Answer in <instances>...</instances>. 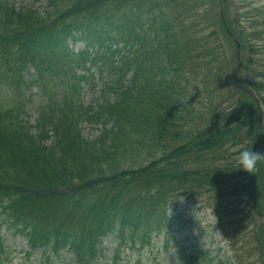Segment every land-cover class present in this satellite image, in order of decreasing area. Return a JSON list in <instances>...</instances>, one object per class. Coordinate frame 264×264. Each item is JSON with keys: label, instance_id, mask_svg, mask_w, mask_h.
<instances>
[{"label": "trees", "instance_id": "16d2710c", "mask_svg": "<svg viewBox=\"0 0 264 264\" xmlns=\"http://www.w3.org/2000/svg\"><path fill=\"white\" fill-rule=\"evenodd\" d=\"M57 1L62 8L66 9L65 14L71 16L75 24L80 27L87 22H104L110 16L122 18L126 28L120 30V39L128 44L135 42L139 44L138 57H140L139 59L137 57V66L142 70L141 76L136 77L137 81H141L145 77L143 73L149 74V77H154L153 72L160 69L166 61L168 65L174 59H182V52L185 47L177 31L175 20L172 14L168 12L172 0ZM181 17L184 24L193 29L195 19L187 14H182ZM143 18L153 22L150 29L143 27ZM132 23H136L139 34L132 35L128 31L135 28ZM157 24L158 27H156ZM19 44L20 55L24 61H29L35 66L43 82L48 77L75 79L71 61L66 60L64 52H55L57 41L42 36L39 32H32L21 36ZM143 54H146V58L149 60V66L144 68L141 59ZM60 63L66 65L67 71L59 70L58 64ZM132 63L129 59L124 61L127 66L132 65ZM181 77L185 82L184 87L181 88V91L184 92L188 85L186 73L183 72ZM62 89L60 87L59 91ZM141 102L142 104L146 103V106H142L141 103L136 104L138 109H143L139 116L129 113L130 109H134L136 106L132 101L127 112L117 114L116 120L120 124L113 137H109L110 133L105 131L101 138L90 143L84 142L80 138L75 126L71 124L68 118L60 120L55 131L57 140L51 148L50 155L44 149H38L37 142L30 136L24 137L22 132L12 130L10 134L0 138L5 148L0 154V166L25 165L27 161L21 153L24 150L28 153V157L51 165L54 168V176L57 181L67 187L75 186L81 177L88 180V183H85L88 185L87 202L83 207L80 205L76 207L79 220L74 228V231L81 230L86 236V248L84 249L82 246L77 248V252L83 255L85 259L84 264H91L99 255L100 252L97 253L96 249L98 236L102 232V226L108 223L114 213L122 218L133 217L135 220H140L132 232L148 238L154 231L161 233L170 225L166 210L171 198L168 197L167 192L177 181L205 184L213 180L211 171H190L189 168L191 161L196 156L193 154L195 151L206 150L213 146L220 147L218 145L223 138V132H220L222 127L217 125L213 133L203 132L197 137L191 138L184 133L187 137H182V132L173 131L174 129L170 128L169 111L164 115L157 105L151 106L149 104V99L147 102L142 100ZM142 122H154L150 123L148 127L157 128L145 131L147 140L142 142L144 148L149 155L156 154L158 150H160V154L143 168L137 170L121 168L122 165L119 164L118 156L119 148L133 146L135 143L129 134L126 136L120 134L124 131V123L133 127L137 132L140 130V123ZM45 129L43 126L42 138L46 137ZM168 133L172 136L171 141L180 138H190L192 141L184 146L175 145L171 142L166 143L164 137ZM232 169L229 166L225 171L229 173L233 171ZM107 171H111V174L109 175ZM65 177L66 180L63 179ZM239 187L238 184H235L234 193H238ZM68 201L48 198L43 205L48 206L51 202L61 204ZM259 203L257 209L264 212V200ZM22 209L24 206L21 203L13 202L9 208V213L14 215ZM48 217L51 221L40 219L37 220L36 225H33V244H44L49 237H55L57 244L69 245L70 237L64 233L68 229L62 228V224H57L51 215ZM247 219L246 216L239 223V231L246 229ZM252 222L253 219H251ZM68 228L70 229L71 226ZM246 234L249 238V233ZM197 258L202 259V264H213V259L208 257L207 250L198 251ZM222 258L223 256L218 257L216 264L229 263V260L224 261Z\"/></svg>", "mask_w": 264, "mask_h": 264}, {"label": "rangeland", "instance_id": "374dc122", "mask_svg": "<svg viewBox=\"0 0 264 264\" xmlns=\"http://www.w3.org/2000/svg\"><path fill=\"white\" fill-rule=\"evenodd\" d=\"M16 2H17V4H20L19 2H21L23 4H27V3H30L31 0H16ZM40 4L43 6V1H41ZM246 4H248L249 6H252L253 4H259V5H262L264 7V0H242L241 3H240V5H246ZM201 96H202L200 98V99H202L201 102L205 101L206 98L208 97V95H206L205 93L201 94ZM84 134L87 135L85 130H84ZM191 202L195 203L194 205H198L200 207V209H198L196 211V213L202 215L203 217H205L207 219V221H210L211 218L214 216V212H213L212 208L211 207H207L203 200L201 202V201L195 200L194 198H191ZM192 211H194V210H192ZM224 215H225V212L221 210V212L218 214V217L221 218V217H224ZM215 219H216V216H215ZM15 244L19 245L20 248L22 246L20 241H15ZM23 258L24 257L21 254H18V255L15 256V261L19 262V263H22L23 262Z\"/></svg>", "mask_w": 264, "mask_h": 264}, {"label": "clouds", "instance_id": "9594fccd", "mask_svg": "<svg viewBox=\"0 0 264 264\" xmlns=\"http://www.w3.org/2000/svg\"><path fill=\"white\" fill-rule=\"evenodd\" d=\"M262 159H264V152L254 151L253 148H243L238 153V168L249 173H254L258 161Z\"/></svg>", "mask_w": 264, "mask_h": 264}]
</instances>
